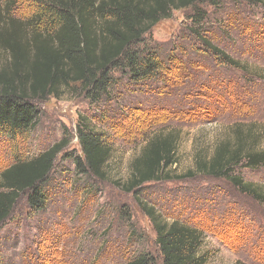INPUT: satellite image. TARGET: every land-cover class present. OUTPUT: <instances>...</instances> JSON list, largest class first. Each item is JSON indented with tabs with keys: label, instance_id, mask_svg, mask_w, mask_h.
I'll return each mask as SVG.
<instances>
[{
	"label": "rangeland",
	"instance_id": "374dc122",
	"mask_svg": "<svg viewBox=\"0 0 264 264\" xmlns=\"http://www.w3.org/2000/svg\"><path fill=\"white\" fill-rule=\"evenodd\" d=\"M35 9L23 2L18 17L26 19ZM200 10L205 16L199 23L189 18L193 8L176 10L145 36L149 45L163 48L165 59L179 64L180 77L140 86L127 85L124 79L99 103L79 89L36 103L35 123L19 139L10 142L0 134V172L16 155L34 158L62 139H70L65 152L81 156L79 115L92 119L105 134L112 148L107 169L116 181L128 178L134 157L161 130L180 134L177 175L194 166L197 148L212 151L235 122L251 123L264 137V7L220 1L203 3ZM191 28L241 68L219 62ZM7 62L0 45V69ZM214 88L227 91L221 95L223 102L217 101ZM63 154L49 178L47 207L34 212L22 196L12 218L0 226V264H124L140 253L158 258L160 264L156 231L134 196L88 171L78 174L73 159L62 160ZM237 172L264 186V165ZM139 195L165 218L202 229V251L210 254L207 264H264V205L225 179L153 181Z\"/></svg>",
	"mask_w": 264,
	"mask_h": 264
},
{
	"label": "trees",
	"instance_id": "16d2710c",
	"mask_svg": "<svg viewBox=\"0 0 264 264\" xmlns=\"http://www.w3.org/2000/svg\"><path fill=\"white\" fill-rule=\"evenodd\" d=\"M220 1L264 7V0H0V45L8 55L7 65L0 69V134L10 142L19 139L35 123L36 103L58 98L65 90L79 89L92 103H99L124 79L127 85L139 86L165 77L174 81L180 77L179 64L171 54L167 56L172 62L165 59L163 48L149 45L145 36L176 10L193 8L189 18L199 23L205 16L200 5ZM23 2L36 8L26 19L18 17ZM191 33L219 62L241 68L199 30L191 28ZM213 93L223 102L221 95L227 91L214 88ZM91 120L79 115L76 130L81 156L65 152L70 139H62L34 158L16 155L0 172V226L12 218L22 196L34 212L47 207L49 178L61 153L65 154L62 160L73 159L78 174L88 171L134 196L156 231L160 264H207L210 254L202 251V229L179 218H165L140 197L146 183L196 176L225 179L240 194L264 205V186L244 180L237 172L264 165V137L251 123L235 122L212 151L197 148L194 166L180 175L174 171L180 134L176 129L161 130L134 157L128 178L116 181L107 169L112 148ZM124 264L159 262L140 253ZM234 264L248 263L238 260Z\"/></svg>",
	"mask_w": 264,
	"mask_h": 264
}]
</instances>
